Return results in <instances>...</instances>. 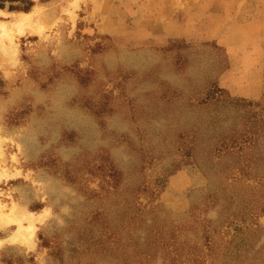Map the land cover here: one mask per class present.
I'll return each mask as SVG.
<instances>
[{
  "label": "rangeland",
  "instance_id": "374dc122",
  "mask_svg": "<svg viewBox=\"0 0 264 264\" xmlns=\"http://www.w3.org/2000/svg\"><path fill=\"white\" fill-rule=\"evenodd\" d=\"M0 4V264H264V0Z\"/></svg>",
  "mask_w": 264,
  "mask_h": 264
},
{
  "label": "bare ground",
  "instance_id": "6f19581e",
  "mask_svg": "<svg viewBox=\"0 0 264 264\" xmlns=\"http://www.w3.org/2000/svg\"><path fill=\"white\" fill-rule=\"evenodd\" d=\"M35 5L30 12H23V18L18 23V29L21 31L25 28H36L39 30L41 28L40 20H42V15L44 10L42 6ZM44 18V16H43ZM16 25V24H15ZM38 27V28H37ZM7 27L5 26L4 22L0 21V30L2 33H7ZM31 29V30H32ZM9 35V33H7ZM1 209V207H0ZM44 217L43 214L39 216H34L32 212H26L21 209L19 205L16 203L12 204L10 211L8 213H2L0 210V218L1 222H9L10 220H15L18 223V227L14 229L13 233L9 237L10 241H20V242H27L32 243V238L34 234L35 228V220H41ZM26 219L28 222L27 224H22V220ZM3 243V239H0V245Z\"/></svg>",
  "mask_w": 264,
  "mask_h": 264
},
{
  "label": "crops",
  "instance_id": "0c3cea01",
  "mask_svg": "<svg viewBox=\"0 0 264 264\" xmlns=\"http://www.w3.org/2000/svg\"><path fill=\"white\" fill-rule=\"evenodd\" d=\"M12 233H13V231H12ZM12 233H11V234H12ZM11 234L8 236L7 240H9V237L11 236ZM0 239H1V238H0ZM4 240H5V239H3V241H4ZM9 241H10V240H9Z\"/></svg>",
  "mask_w": 264,
  "mask_h": 264
},
{
  "label": "trees",
  "instance_id": "16d2710c",
  "mask_svg": "<svg viewBox=\"0 0 264 264\" xmlns=\"http://www.w3.org/2000/svg\"><path fill=\"white\" fill-rule=\"evenodd\" d=\"M0 6H2V5L0 4Z\"/></svg>",
  "mask_w": 264,
  "mask_h": 264
}]
</instances>
